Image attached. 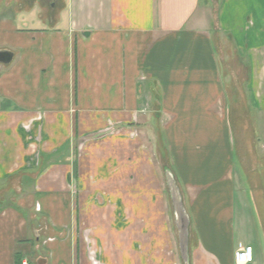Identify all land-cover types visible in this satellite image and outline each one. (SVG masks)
<instances>
[{"label":"crops","instance_id":"0c3cea01","mask_svg":"<svg viewBox=\"0 0 264 264\" xmlns=\"http://www.w3.org/2000/svg\"><path fill=\"white\" fill-rule=\"evenodd\" d=\"M0 0V264H264V0ZM156 152L166 160L163 173Z\"/></svg>","mask_w":264,"mask_h":264},{"label":"water","instance_id":"95a60500","mask_svg":"<svg viewBox=\"0 0 264 264\" xmlns=\"http://www.w3.org/2000/svg\"><path fill=\"white\" fill-rule=\"evenodd\" d=\"M13 53L9 50H0V64L7 65L12 61ZM166 183L174 212V220L178 231L180 257L184 264H189V218L182 204L179 189L174 178L167 168L165 169ZM41 264V263H38Z\"/></svg>","mask_w":264,"mask_h":264},{"label":"built area","instance_id":"2783aa9c","mask_svg":"<svg viewBox=\"0 0 264 264\" xmlns=\"http://www.w3.org/2000/svg\"><path fill=\"white\" fill-rule=\"evenodd\" d=\"M252 247L238 245L237 249L234 252V259L236 264H249L252 262ZM23 264H28L24 262Z\"/></svg>","mask_w":264,"mask_h":264},{"label":"rangeland","instance_id":"374dc122","mask_svg":"<svg viewBox=\"0 0 264 264\" xmlns=\"http://www.w3.org/2000/svg\"><path fill=\"white\" fill-rule=\"evenodd\" d=\"M201 1V3H203V2H205L206 0H200ZM218 0H212V3H211V5H207L206 4V6H205V8H206V11H211L212 13H215V11L218 9ZM156 157H157V162H155V164H156V167H157V169L159 170V172L160 173H163V168H164V166H166V160L164 161H162V159L160 158V155H159V153H157L156 152ZM30 264H36L35 263V261H32L31 260V263Z\"/></svg>","mask_w":264,"mask_h":264}]
</instances>
